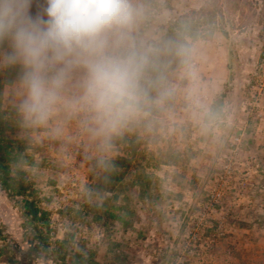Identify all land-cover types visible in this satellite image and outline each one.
I'll return each mask as SVG.
<instances>
[{"label": "rangeland", "instance_id": "rangeland-1", "mask_svg": "<svg viewBox=\"0 0 264 264\" xmlns=\"http://www.w3.org/2000/svg\"><path fill=\"white\" fill-rule=\"evenodd\" d=\"M133 3L141 14L128 43L148 56L146 96L108 146L83 111L26 123L20 71L0 68V144L18 157L22 197L44 212L29 252L28 222L0 187V264H264V0ZM83 76L71 74L68 99ZM223 92L218 116L205 119ZM120 156L167 196L161 227L141 215L125 228L113 192L98 189L105 162Z\"/></svg>", "mask_w": 264, "mask_h": 264}, {"label": "clouds", "instance_id": "clouds-1", "mask_svg": "<svg viewBox=\"0 0 264 264\" xmlns=\"http://www.w3.org/2000/svg\"><path fill=\"white\" fill-rule=\"evenodd\" d=\"M140 14L133 0H0V68H20L23 120L42 126L60 107L83 111L108 146L146 96L148 56L128 43ZM76 70L81 91L68 99Z\"/></svg>", "mask_w": 264, "mask_h": 264}, {"label": "trees", "instance_id": "trees-1", "mask_svg": "<svg viewBox=\"0 0 264 264\" xmlns=\"http://www.w3.org/2000/svg\"><path fill=\"white\" fill-rule=\"evenodd\" d=\"M14 68L17 72L20 71L19 66L6 67V70ZM4 82L9 83L7 78ZM227 93L219 94L211 103L210 109L205 116V119L218 116L223 105V99ZM3 114L0 110V116ZM8 126H4L1 131H6ZM4 153V154H3ZM18 157L13 154L9 148L7 150L0 144V187L6 196L12 201L15 207L19 209L21 216L28 222L29 231L32 236L27 238L29 252L37 253L39 251V234L42 233L41 220L44 212H39L34 202L23 198L26 191L25 186L19 181L11 170L10 165L17 161ZM130 162L125 156H120L114 160L105 162L106 167L100 173L98 189H105L108 192H113V201L116 204L117 216L116 220L125 228L135 229L133 224L141 221V215L145 218L152 219L151 225L156 224L157 228L161 227L160 222L164 219V203L167 196L164 192H159L155 187L156 183L148 174H132L130 172ZM114 166V167H113ZM18 174L22 172L17 170ZM129 180V187L125 182ZM117 185L118 190H113ZM20 199V200H19ZM141 230L140 228L139 233ZM46 243V240L43 242ZM121 247V244H118ZM126 253L123 251V260H126Z\"/></svg>", "mask_w": 264, "mask_h": 264}]
</instances>
